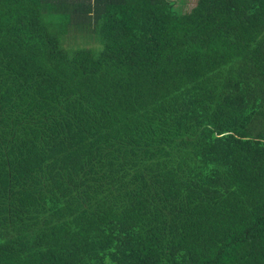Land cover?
Segmentation results:
<instances>
[{
  "label": "trees",
  "instance_id": "16d2710c",
  "mask_svg": "<svg viewBox=\"0 0 264 264\" xmlns=\"http://www.w3.org/2000/svg\"><path fill=\"white\" fill-rule=\"evenodd\" d=\"M40 4L0 0V264H264V0Z\"/></svg>",
  "mask_w": 264,
  "mask_h": 264
},
{
  "label": "rangeland",
  "instance_id": "374dc122",
  "mask_svg": "<svg viewBox=\"0 0 264 264\" xmlns=\"http://www.w3.org/2000/svg\"><path fill=\"white\" fill-rule=\"evenodd\" d=\"M174 6L173 9L178 13H185L188 12L193 5L195 4V0H173ZM84 32L81 33V30L76 28L74 29H67V31L60 36L61 45L67 50L70 51L76 47L82 46H94L99 47V41L96 36L92 39H89Z\"/></svg>",
  "mask_w": 264,
  "mask_h": 264
},
{
  "label": "crops",
  "instance_id": "0c3cea01",
  "mask_svg": "<svg viewBox=\"0 0 264 264\" xmlns=\"http://www.w3.org/2000/svg\"><path fill=\"white\" fill-rule=\"evenodd\" d=\"M94 0H41L40 6L44 13H63L74 15H85L93 13ZM78 23L68 25L69 29L76 28Z\"/></svg>",
  "mask_w": 264,
  "mask_h": 264
}]
</instances>
